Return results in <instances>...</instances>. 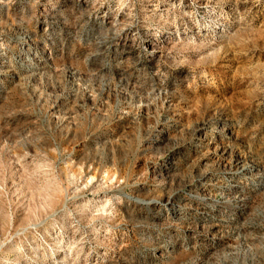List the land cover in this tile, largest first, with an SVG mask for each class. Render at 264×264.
Masks as SVG:
<instances>
[{
	"label": "rangeland",
	"instance_id": "374dc122",
	"mask_svg": "<svg viewBox=\"0 0 264 264\" xmlns=\"http://www.w3.org/2000/svg\"><path fill=\"white\" fill-rule=\"evenodd\" d=\"M0 264H264V0H0Z\"/></svg>",
	"mask_w": 264,
	"mask_h": 264
}]
</instances>
